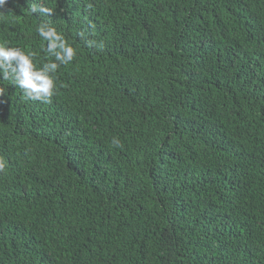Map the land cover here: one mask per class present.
I'll list each match as a JSON object with an SVG mask.
<instances>
[{
	"label": "trees",
	"instance_id": "1",
	"mask_svg": "<svg viewBox=\"0 0 264 264\" xmlns=\"http://www.w3.org/2000/svg\"><path fill=\"white\" fill-rule=\"evenodd\" d=\"M42 21L77 55L0 78V264H264V0H7L0 40L46 62Z\"/></svg>",
	"mask_w": 264,
	"mask_h": 264
},
{
	"label": "clouds",
	"instance_id": "2",
	"mask_svg": "<svg viewBox=\"0 0 264 264\" xmlns=\"http://www.w3.org/2000/svg\"><path fill=\"white\" fill-rule=\"evenodd\" d=\"M7 0H0V9ZM30 12L52 16L53 9L43 3H33ZM36 32L42 41L41 51L45 56L52 57L38 64L37 53L21 47L10 46L7 40H0V78L10 81L30 100L50 102L56 93V73L61 65H68L77 55V50L65 36L50 22L42 21L36 26ZM92 46L95 42L88 41ZM4 92L0 90V95ZM115 147H122L119 139L111 141ZM5 162L0 159V171L5 169Z\"/></svg>",
	"mask_w": 264,
	"mask_h": 264
}]
</instances>
